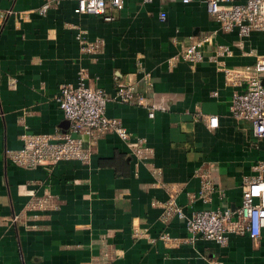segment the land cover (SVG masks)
Instances as JSON below:
<instances>
[{"label": "crops", "instance_id": "0c3cea01", "mask_svg": "<svg viewBox=\"0 0 264 264\" xmlns=\"http://www.w3.org/2000/svg\"><path fill=\"white\" fill-rule=\"evenodd\" d=\"M46 1L0 0V15L11 12L0 27V264H264V230L256 241L231 235L225 247L157 240L162 233L177 241L188 237L176 218L162 222L164 203L173 200L188 217L234 212L244 184L258 176L264 140L229 114L232 94L242 87L227 84L223 69L250 66L264 55V33L242 40L221 33L204 0H125L121 10L108 8L111 22L75 15L72 0L50 1L41 16ZM78 34L98 42V51L83 54ZM205 35L229 46L232 57L214 62L207 53L198 64L183 61V49ZM81 72L107 96L117 84H135L149 106L161 104L153 118L149 108L105 107L151 155L134 157L132 145L107 132L94 144L82 137L90 152L86 164L23 169L10 163L6 151L18 150L22 135L68 130L56 97L60 85H76ZM209 116L217 128L208 127ZM199 174L212 186L207 202L196 198ZM31 194L50 195L56 209L29 210Z\"/></svg>", "mask_w": 264, "mask_h": 264}, {"label": "built area", "instance_id": "2783aa9c", "mask_svg": "<svg viewBox=\"0 0 264 264\" xmlns=\"http://www.w3.org/2000/svg\"><path fill=\"white\" fill-rule=\"evenodd\" d=\"M47 0L39 10L44 16L50 8ZM59 1V0H57ZM75 2V15H89L102 18L105 22L113 21L108 15V8L121 10L125 0H72ZM154 0H144L149 3ZM194 0H180L188 5ZM207 15L219 25L223 34L235 33L239 39H245L253 32L264 33V0H204ZM6 14L0 15V27L3 26ZM159 19L164 21L165 14L160 13ZM76 41L83 54H93L98 51V42H86L78 34ZM216 62L219 59L232 57L229 46L218 45L212 35H205L193 40L182 51L180 58L191 64L204 60L206 54ZM250 66L238 69H223L227 84L242 87L241 92L232 94L228 112L240 121L249 123L252 135L257 140H264V55H255ZM86 76L81 72L76 85L61 84L56 97L58 108L63 118L68 122V130L64 133L24 134L21 136V146L18 150L6 151L7 160L23 169H50L60 162L77 161L86 164L90 158L89 150L83 147L82 137L86 136L94 144L100 134L111 132L123 143L132 145V154L140 160H146L151 151L141 138L133 139L131 133L123 124L105 114L109 102L129 104L149 108V118L155 111L161 109V104H147L146 93L140 92L135 84H117L110 96L101 89H94L86 84ZM151 83H148L147 91ZM208 127L217 128V118L208 117ZM258 176L247 181L242 189L240 207L232 212L226 210H201L186 216L173 200L163 204L161 220L164 223L176 218L184 224L188 237L183 241L173 239L168 233H162L157 240L169 245L192 244L198 240L212 242L220 247L228 244L229 236L248 234L253 241L261 237L264 230V162L254 166ZM159 176V173L156 172ZM201 187L196 198L207 202V194L212 190L211 183L204 174H199ZM29 210L56 209L52 197L48 194L37 197L30 195Z\"/></svg>", "mask_w": 264, "mask_h": 264}, {"label": "water", "instance_id": "95a60500", "mask_svg": "<svg viewBox=\"0 0 264 264\" xmlns=\"http://www.w3.org/2000/svg\"><path fill=\"white\" fill-rule=\"evenodd\" d=\"M263 84H264V82H263ZM68 123V122H67Z\"/></svg>", "mask_w": 264, "mask_h": 264}]
</instances>
